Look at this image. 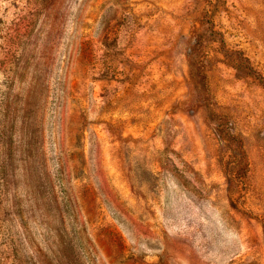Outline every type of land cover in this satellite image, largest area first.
Returning a JSON list of instances; mask_svg holds the SVG:
<instances>
[{
	"label": "rangeland",
	"instance_id": "obj_1",
	"mask_svg": "<svg viewBox=\"0 0 264 264\" xmlns=\"http://www.w3.org/2000/svg\"><path fill=\"white\" fill-rule=\"evenodd\" d=\"M0 264H264V0H0Z\"/></svg>",
	"mask_w": 264,
	"mask_h": 264
}]
</instances>
